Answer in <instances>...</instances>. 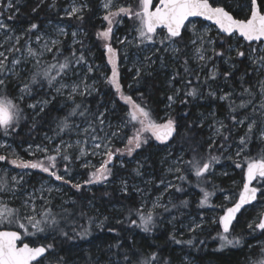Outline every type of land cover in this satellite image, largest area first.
I'll return each instance as SVG.
<instances>
[{"label":"snow or ice","instance_id":"snow-or-ice-1","mask_svg":"<svg viewBox=\"0 0 264 264\" xmlns=\"http://www.w3.org/2000/svg\"><path fill=\"white\" fill-rule=\"evenodd\" d=\"M45 0H40V4H44ZM248 8L247 13L244 18L235 17L231 6L225 2V0H158L157 4H153V0H137L135 7L131 5H115L114 0H102V8L105 10V15L103 20L107 22V28L99 31L97 33V38L102 39L106 43L104 48L108 54V64L111 65V76L106 78V83L111 85L115 92L118 94L119 99L125 104L130 105L131 111L127 113L129 119L122 121L119 125L115 126V130L108 131L107 129H112L110 122L106 121L105 113L98 112L92 114L94 119H89L88 126L83 129V133L86 137L90 136L92 140V151L88 152L82 146L87 144V138L84 141L77 140L75 144L65 143L61 141L63 145V151L60 146H57L54 151L60 156L61 160L66 162L63 172L65 175L58 174L59 169L57 166V155H49L48 149L46 147L41 148L36 147V151H41L45 153L47 164L43 160L24 161L20 158L14 151L11 153L15 158L10 161V163L22 169H35L40 172L48 174V176L53 177L56 181H61L63 184H70L72 188L80 191L83 185L79 183H72L70 179L66 178V175L70 176L71 169L70 165L73 163L72 156L69 153V149L77 148L79 149V156L77 159L87 155H101L106 156V160H102L99 167L91 165L90 162L85 161L83 167H91L94 170L91 171L89 179L85 182L86 184H101L109 181L110 177L113 175V170L108 165L113 163L114 157L117 155L123 156L127 154L132 156L133 152L140 149L143 145L147 144L150 139L154 138L161 144H166L171 140L174 134L177 133L176 121L169 117L166 122L157 123L155 119L152 118L150 110L146 109L145 106L136 104L133 102L130 96L124 94L122 90V85L119 79V56L118 51L115 49L111 43L113 39V25L122 23V19H117V17H127L129 20L133 21V31L135 32L134 40L118 39L121 44H128L138 48L141 52H144V62L136 67V73L134 79L139 81L141 74L152 75L150 69L153 65L157 63V60L153 59V56H158L161 52L173 54L172 59H176V54L179 53L180 49L176 47L181 40H183V33L191 30L193 32V39L191 43L197 45L196 48V59L201 63V68L207 66V63L215 57L224 58V62L228 63L233 59L231 53L234 51L236 57L245 58L247 51V59L251 61L252 65L256 69V74L259 76L261 71H264V0H247ZM14 7L12 0H8L6 8L0 10V16L4 15V11L10 10ZM39 7V5L37 6ZM50 8L56 7V0H51L49 4ZM237 7H240L238 4ZM88 8L87 3L78 4L77 0H72V4L69 8H65L64 12L67 18L71 19L76 17L78 20L84 19V11ZM35 12L36 9L34 8ZM14 15H9L8 19H14ZM192 18V19H190ZM194 18H202L205 21H210L216 26L219 33L223 35L224 38L240 39L247 42V49L241 50V47H232L229 45L227 48V55L225 51L217 50L216 47L211 48L212 56H207L206 53L208 48L205 44L215 45V41L211 39H205L208 29H205L204 34H199L196 31V20ZM191 25V29L188 28ZM38 29V25L32 23L25 33L20 35H15L12 29L0 19V33H8L5 36L3 42H0V48H4L5 44L9 47L5 51H0V132L4 136H10L13 131L19 126L20 121L24 119L23 110L20 108L19 104L14 103L12 99L5 95L8 89L10 79L9 75L12 77L19 78V72L17 71V66L21 63L18 57H13L11 60L12 67L9 68V55L14 52H21L20 42L25 40V47L28 57L35 60V66L41 64V58L44 56L45 52H51L53 47H56L60 41L58 39H52L51 41L44 39V37L37 35L36 43L39 45L41 40L44 41L43 45L34 49L28 44V40L31 39L30 34ZM59 36L67 35L63 27L58 29ZM72 37L74 42L82 43L81 41L75 40L77 32H72ZM224 41L222 40L220 48L223 49ZM259 53V55H257ZM58 55V53H57ZM126 55V54H125ZM55 59V57H54ZM159 63L162 68L166 67L163 55L158 56ZM86 65L87 73H92L94 68L91 64H88L86 58L81 52L77 56L76 52L73 51L70 57H64L63 61L49 62L46 67L42 70L33 72L30 77V83H24L23 86L19 88L21 93L19 99L22 101L24 95H30L33 91L32 85L41 84V81H46L49 88H54L57 94H63L64 89H70L69 98L71 99L74 95H85L91 94L93 90L90 85L86 83V76L81 78L79 83H73L71 85L65 84L63 82L64 78L68 77L69 74L78 75L79 71L76 66ZM184 72L191 73L192 69L188 67V61L183 62ZM235 67V65H233ZM219 75L216 66L214 65L210 75L205 79L204 84H208V80H215ZM225 79L230 72L223 74ZM179 77L178 72H173L171 79L169 81V86H172V81ZM199 84V76L196 77ZM243 80V77L241 78ZM186 83L188 85L192 84L191 79H187ZM259 94L261 96V102L259 108L264 110V78L259 80ZM58 85V86H57ZM41 86H43L41 84ZM131 87V85H129ZM243 91L240 93L241 96L247 94L250 99L241 100L239 104L236 103L232 92L224 93L219 97L222 101H228V108L230 112L229 119L232 121V125L229 126L223 121H215L212 128L214 132L212 137H210L211 143L208 145L207 154H200L196 148H192V157L189 160H184L183 155L177 158L175 167V172L182 173L179 179L184 181L186 176L183 174V169L181 164H186L188 170L191 171L196 177L199 184L201 178L207 182V174L213 171L214 166L219 164L221 161V155H216L213 153L215 148L217 152L223 149L227 152L229 148L232 147L230 141V136L237 126H243L248 117L245 116L242 119H237L232 113H235L239 109L247 108L252 104L255 99V93L252 92L250 88L243 87ZM181 89H175L173 95L167 97L171 107L172 104L176 102V98L180 96ZM198 95V87L193 86L184 90V96H190L196 98ZM208 95L216 98V92L209 86ZM50 101L45 99L42 101H37L36 103L28 104V108L33 109L34 115H39V113L44 112L45 107ZM187 100H181V103H187ZM39 107V111L36 109ZM80 105L77 104L69 112V116H86L87 110L79 111ZM253 114L256 113V106H253ZM262 120L260 121V131L256 138L258 140L264 141V111L258 113ZM187 115V113H185ZM214 116V113L210 114ZM139 124L138 128H135L131 138L127 139V145L125 149L114 148L113 138L119 137L120 132L129 126V124ZM257 121L255 119L247 123L246 131L244 135L240 136L238 139V147L235 151V157H241L242 154L247 150L248 145L252 142L254 129L257 126ZM133 124V127H135ZM219 126H216V125ZM57 127L60 135L65 130L71 131L72 126L68 123V117H65ZM79 128V125L75 126ZM228 129L227 132L223 131ZM103 133V136L100 135ZM148 133L149 135H144ZM217 137H222L223 142L217 145ZM51 140V138H48ZM31 148V146H30ZM97 149H102V152H97ZM30 155H34V152H30ZM227 159H233V156L229 155ZM6 156L0 155V161H5ZM235 166L241 168L242 164L239 160H234ZM244 163L246 164V182L243 184L242 191L239 192L238 200H236L232 206L226 207L224 214L219 217L218 223L222 226L223 234L219 235L221 240V247L225 246H237L241 243L239 238L229 239L226 234L230 232V228L233 221L236 220L237 214L241 212L242 209L245 211L246 205H250L253 201L257 200V193L260 192L264 196V191L258 187H250L254 180H264V149L261 150L259 158L246 156L244 157ZM123 166V162H121ZM173 169H169L172 171ZM136 175H140L139 169L134 170ZM225 175L227 173H224ZM28 173L21 174L19 178L17 176L11 177V183L6 178L7 173L0 175V228L4 225L15 226L17 230H0V264H62L63 258L53 259L51 253L54 251L53 243H41L39 246H29V243H22V246H18V241L22 242V237L24 236H37L45 235L47 236L50 232H58L60 235L67 236L68 233L65 231L64 227H61V219L67 221V217H60L59 213H54L50 207L51 205V193L53 191L52 187H45L41 185L40 189L36 192L26 193L23 198L18 197L16 193L18 191H23L22 183L24 182V176ZM175 187L176 191H181L182 189L178 186L169 183L167 188ZM201 192L203 193V198L199 202L200 207H214L210 202V198L215 194L214 192L206 191L201 187ZM55 191H61L60 188H56ZM122 191L127 193V183L122 182ZM39 193L37 195L36 193ZM47 192L46 197L44 193ZM11 194L13 200L20 199L21 203L19 207L11 206L10 201L3 198ZM161 198H157L153 202V209L163 208L164 211H168V207L160 203ZM225 199L230 200V197H225ZM42 201V205L37 210L36 201ZM185 206L187 201L182 202ZM135 211V215L139 219V223L136 220L130 219L132 212ZM129 222L131 225L140 228L144 233H149L156 223L154 220V214L152 211L144 213L142 208L129 210ZM81 215H86L81 213ZM60 217V218H58ZM107 219V218H105ZM122 223V221H118ZM217 222V221H214ZM74 223V222H73ZM89 224H91V218H89ZM83 227V226H81ZM201 227V224L196 223L190 228V231H196ZM249 229L253 232L259 230L264 233V213L260 214L258 221H253L248 225ZM82 238L89 234V228H83L82 232L77 233ZM175 240V243H187L191 245L192 240L181 241L176 239L175 236L171 237ZM55 239V236L52 237ZM264 252V247L261 249ZM129 264H132L130 258L125 255L124 258ZM156 260L155 254L150 257L142 259L138 264H153ZM254 264H264V259H261Z\"/></svg>","mask_w":264,"mask_h":264},{"label":"trees","instance_id":"trees-1","mask_svg":"<svg viewBox=\"0 0 264 264\" xmlns=\"http://www.w3.org/2000/svg\"><path fill=\"white\" fill-rule=\"evenodd\" d=\"M8 0H4L3 4H6ZM14 7L10 9L9 15H14V19H8V15H3L6 21L11 25H16L19 27H29L32 23L38 25L37 30H43V27L49 22L61 21V14L67 5L66 2L62 1L57 3L55 8L49 7V2L40 4V0H13ZM212 0H210V3ZM233 11L235 17L244 18L247 13L248 3L247 0H225ZM88 8L84 11V19H72L65 20L66 22H71L74 27L79 28L83 31L84 37L82 43L71 46V41L65 42L57 46L53 53L41 60V64L35 67L34 72L42 70L46 67L49 62L63 61L64 57H70L73 51L76 52L77 56L83 52L86 61L88 63H93L94 61L100 62L104 57V47L101 39L97 38V33L100 29H103V20L100 16V5L98 0H86ZM158 0H155V4ZM241 5L242 8H236L237 5ZM39 5V7H37ZM235 5V6H234ZM36 9L34 12L33 9ZM64 20V19H62ZM198 24H206L201 21H197ZM213 27V26H212ZM118 34H124L128 38L135 37V32L133 31V21L129 20L127 17L123 19V22L117 26ZM183 40H181L177 46L180 49L178 53V61L174 65L168 64L169 71L178 72L179 77L174 80V85L181 89L180 96L176 98L174 104L171 118L176 121L177 133L174 134L173 138L169 140V144L173 145L174 156H178L179 153H183L184 160H189L192 157V148H196L200 154L206 155L208 145L211 143L209 136L210 132L206 130L205 126L200 124V117L202 115L207 116L210 110L215 107L219 115L222 116L224 123L231 126L232 121L229 119L230 112L228 108V101L219 102L217 99L209 96L205 93V88L207 84H202V77L200 71L196 69L189 56V42L190 34L188 32L183 33ZM222 40L224 41L223 49L220 48ZM235 39L224 38L222 34L216 29L214 33V47L217 50L225 51L227 55V48L229 45L233 46L238 44L239 47L243 45L241 50L247 49V43L242 39H238L235 43ZM118 48L115 44H113ZM139 51L138 48L130 46V51ZM58 53V55H57ZM160 54L165 55V59H168L166 53L161 52ZM259 55V54H258ZM233 57L229 63L235 65V67L230 68L224 62V58L215 57L207 63V66L203 67V73L207 77L210 75L209 70L212 66L217 65V70L219 75L215 80H208L209 82H214L215 88L223 87L226 92H232L234 99L237 104L241 100H248L250 97L247 94L243 96L240 93L243 91L241 87L250 88L253 93H255V99L252 104L247 108L239 109L234 115L237 119H242L245 116L248 117V122L250 119L259 118V114H253V106H256L261 113L262 109L259 108V80L260 75L256 74V69L252 66L251 61L247 57L238 58L235 53H231ZM55 57V59H54ZM188 61V67L192 69L191 73H185L183 62ZM121 84L123 92L125 95L130 96L136 104L145 106L146 109L150 110L152 118L156 121L163 114V108L166 106L169 93L164 84L163 77L159 75H146L141 74L139 81L134 79V71L129 72L127 67L121 69ZM230 72L231 75L225 79L224 73ZM91 77H97L100 81V88L96 94L93 96H85L77 98L72 104L70 101L61 100L56 98L50 100L52 94L51 89L48 85L37 84L32 85L31 99L29 101H42L49 100L50 102L45 107L44 112L39 113V115H34L29 109H27L28 101L23 103H18L20 108L23 110L24 119L20 121L19 126L12 132L10 136H4L0 132V137L10 140L15 145L31 144L35 146L45 145L46 137L53 138L56 142L69 140L72 137V133L75 132L76 125L88 124L89 119H94L92 114L98 112H104L106 118H111L116 125H119L122 121L129 119L127 113H129V106L119 99L118 94L115 89L108 83H103V72L96 73L93 71L90 73ZM199 76V84L196 77ZM243 77V80L241 79ZM187 79H191L192 84L188 85L186 83ZM131 85V87H129ZM198 87V95L196 98L190 96H184V90L190 87ZM5 95L8 98L14 99V93H11L10 87L6 90ZM181 100H187V103H181ZM79 104L80 109L83 111L87 110L86 116L82 117L79 114L76 116H69V112ZM39 111V107L36 109ZM256 111V112H257ZM187 113V115H185ZM68 117V123L72 126L71 131L65 130L60 135H57L59 128L57 125ZM134 124V123H133ZM133 124H129L128 127L124 128L118 137L114 141V148L125 149L127 139L131 138L135 128ZM223 131L227 132L228 129ZM244 133L243 128L237 126L230 136V141L232 146H234L240 136ZM223 142L222 137L217 138V145ZM156 140L154 138L150 139L149 142L143 145L140 149L133 152L132 156L127 154L123 156L117 155V158L123 157L128 162V159H141L144 162V167L140 171V175H147L148 171L159 178L158 173V160L156 159ZM164 145H161V147ZM261 151L260 144L256 141V135H253L252 142L248 145L247 151H245V156H251L259 158ZM216 149H213V153L216 155H221ZM225 155V154H224ZM221 156V160L224 157ZM146 160V161H145ZM242 164L241 168H237L235 163L232 162V172L230 177H223L218 180L207 179V182L201 178L199 184L197 182V177L188 170V166L183 164V174L186 176V180L180 181L179 185L182 189L181 191H176V201L174 205L169 207L168 211L161 210L154 214V220L156 227L152 229L149 233H144L130 224L129 222V210L140 209L141 204L139 197L133 193L132 189H128V192L122 193L119 186L115 183L118 179L129 176L134 170L138 168L131 167L127 165L124 168L115 167L113 168V175L111 176V181H115L110 184H98L92 185L87 189V185L83 184L80 191L70 188L67 190V203L63 205H50L54 213H59L60 217H67V221L61 219V227H64L65 231L68 233L67 236L60 235L58 232H50L47 236L37 235V236H27L28 240L32 243H53L54 251L51 253L53 259L62 257V264H92L95 259L99 256L104 257L107 253L106 249L110 248L112 256L120 260L121 264H129L126 261L125 255H127L132 264H138L142 259L150 257L155 254L156 260L153 264H182L181 257L184 254H188L193 257L197 264H254L261 259H264V252L261 251L264 247V233L259 230L253 232L249 229V223L257 217L255 208L257 205L264 206V196L259 195L258 200L255 204L243 211L236 222L234 223L232 229L228 234L229 239L239 238L241 243L235 247L225 246L221 247V240L219 235L223 234V230L218 223L217 226L210 229V231H204L201 233H193L191 240L193 243L188 245L187 243L177 244L175 240L171 237L170 231L164 225V219L172 215L173 213H178L180 211H193L196 206L193 204L194 201L203 198V193L201 192V187L206 191L214 192L215 194L210 198L211 201L220 200V196L223 194L233 193L234 197L239 196L241 191V185L245 180L246 164L240 161ZM218 165V164H216ZM215 165V166H216ZM214 166V167H215ZM72 169L78 170L77 167H72ZM82 179H89L91 171L80 170ZM209 176V175H208ZM36 176L32 177L30 182H26V187L35 181ZM238 181L239 185L235 189H232V183ZM261 182L259 188L264 191V180H258ZM152 190H156L153 184L149 187ZM192 193L191 199L187 202L185 206L182 202L186 201L184 195ZM200 201V200H199ZM93 204L96 209L99 210L100 214L95 215L94 209H90L89 205ZM11 206H13L11 204ZM229 207V206H227ZM143 210V209H142ZM144 213H147L143 210ZM85 213L86 215H81ZM58 217V218H60ZM89 218H91V224H89ZM107 218V219H105ZM130 219L136 220L139 223L138 217L135 215V211L132 212ZM122 221V223L118 222ZM74 222V223H73ZM94 227V224H97ZM83 226V227H81ZM83 228H89V234L83 238L77 233L82 232ZM17 230L15 226L9 228H0V230ZM55 236L53 240L52 237ZM176 239H178L175 236ZM184 241L183 239H179ZM181 249V253L178 251ZM47 264V262H46Z\"/></svg>","mask_w":264,"mask_h":264},{"label":"rangeland","instance_id":"rangeland-1","mask_svg":"<svg viewBox=\"0 0 264 264\" xmlns=\"http://www.w3.org/2000/svg\"><path fill=\"white\" fill-rule=\"evenodd\" d=\"M3 1L4 0H0V10H4L6 8L7 3H8V1H7L6 4H3ZM62 1L67 3L65 8H69V10H70V5L72 4V0H56L57 3L62 2ZM45 2L51 3V0H45ZM98 2L100 5V7H99L100 8V16L103 20V16L105 15V10L102 8V0H98ZM77 3L83 4V3H86V0H77ZM117 4L123 5V6L131 5L132 7H135L137 4V0H114V6ZM154 5H155V1H154ZM236 8H242V6L241 5H240V7L236 6ZM9 12H10V10L4 11V14L6 16L7 15L9 16ZM60 18H61V21L49 22L43 27V30H35L34 32H32L30 34L31 39L28 40V44L34 49L40 48L44 43L43 40H41L39 45L36 43V36L40 35V36L44 37V39L49 40V41H51L52 39H58L60 41V43L57 46L65 43V42H68V41L69 42L71 41L70 42L71 46H74L76 44H79V43L74 42V38L71 35L72 32H74V31L77 32V36H76L75 40L82 42L83 37H84L83 31L79 28L74 27L73 24L71 23L72 21L66 22L67 20H72V19H75L76 17H72L71 19L67 18L65 15V12L63 10ZM124 18L125 17H117V19H122V21ZM0 19L4 20V22L9 26L10 29H12V32L15 35H20L22 33H25L27 31V29L29 28V27H19L16 25H11L10 23H8L6 21V18H4V16H0ZM62 19H64V20H62ZM118 25L119 24L113 25V34H112L113 39H112L111 43H112V45L115 44L118 47V48H116L113 45V47L115 49H117V51H118L119 79H120V83H121V72H120L121 69L123 67H127L129 72L134 71L133 77H135L136 67L140 66L144 62L145 53L141 52L140 50L139 51H135V50L130 51L131 45L121 44L118 42L117 38L124 39L125 37H127L124 34H120V35L118 34V32H117V29H118L117 26ZM102 26H103V29H100L99 31H102V30L107 28V22L103 20ZM59 27H63L65 29L67 35L59 36L58 35ZM188 28L191 29V25H188ZM205 29H208V32L206 34L205 39L206 40L207 39L214 40V33L216 32V28L212 27L211 25H209L207 23L200 25L196 21L197 33L204 34ZM187 32L190 34V42H189L190 60L192 61V63L196 67V69L200 71V75L202 77V84H203L205 79H206V75L202 74L203 68H201V66H200L202 62H200L196 59V48H197L198 44L194 45L191 43V40L193 39V32L191 30H189ZM6 35H8V33H0V42H3ZM27 39L28 38L26 36L25 40H27ZM25 40H21V42H20V47L22 49L21 52H14L11 54L6 53V55H9V68L12 67L11 60L13 59V57H18L21 60V63L17 66V71L19 72V78L12 77L11 75H9V79H10L9 87H10L11 93H14V99H12L13 102L17 103V104L18 103L21 104L25 101H28L27 109H29L33 113L34 112L33 109L28 108V104L36 103V101H29L31 99V95H28V94L24 95V98L22 101L19 99V97L21 95L19 88L21 86H23L24 83H30L31 74L34 72L35 67H37V66L34 67L35 60L32 59L31 57H28V55H27V51H26V47H25ZM127 40H134V37H132V38L127 37ZM101 41H102V44L104 47V44L106 42L103 41L102 39H101ZM234 41L236 43L237 39H235ZM213 46L214 45L205 44V47L208 48V51L206 53L207 56L213 55L211 52V48ZM8 47H9V45L5 44L4 48H0V51H5V49ZM56 47H53L51 52H45V54L41 58V60L43 58L49 56L50 54H52ZM176 47L178 48L177 44H176ZM232 47L235 48V47H239V46H238V44H234ZM232 53H235V52L233 51ZM166 54L169 57L168 59H165L164 54H158V56L163 55L166 67L162 68L160 63H159L158 56H153V59L157 60V63L152 66L150 71L154 75H159V76L163 77L166 90L169 93H172L173 91H175V89H177V87L174 85L173 81H172V86L171 87L169 86V81L171 79L172 73H171V71H169L168 64L174 65L175 63H177L178 53L176 54L175 60L172 59L173 54L171 52L166 53ZM258 54L259 53H257V55ZM88 64H91L93 66L94 71L96 73L103 72V83H106V78L111 76V65L108 64V54L106 52V49L104 51V57L100 62L94 61L93 63H88ZM225 64L227 66H229L230 68L233 67L232 63L228 62ZM215 66L217 68V65H215ZM76 67L79 71V74L78 75L69 74L68 77L64 78L63 82L65 84H69V85H71L73 83H79L81 78L86 76V83L88 85H90L91 88L93 89L91 91V94L74 95L70 99L69 98L70 89L66 88L63 90V94H57L55 92L54 88H50L52 91V94L50 96L51 101L56 99V98H59L61 100L70 101V103L72 104L77 98L85 97V96H93L94 94H96L98 92V90L100 88L99 79L97 77H91L90 73H87L86 65L82 64V65H78ZM212 68H213V66L210 68L209 74H210ZM259 75H260V79L264 78V71H261ZM41 84L47 85V82L41 81ZM209 86H211V89L216 92V98H214V99H217L219 102H223L222 100L219 99V97L221 95H223L224 93H227L226 90L223 87L215 88V84L212 81V82H209L207 84V87L205 88L206 94H208ZM122 90H123V88H122ZM258 102L260 104L261 96L259 97ZM168 104H169V101L167 102L166 106L163 108V114L159 118L160 120L156 121L157 123L166 122V120L169 117H171V113H172V110H173L175 103L172 104L171 107H168ZM128 106H129V112H130L131 111L130 105H128ZM256 109H258V108L256 107ZM212 113H214V116L210 115ZM256 113L258 114L259 111H257ZM251 120H253V119H250L243 126H239V128L242 127L243 131L245 132L246 128H247V123H250ZM255 120L258 123H257L256 128L254 129V135L257 136L259 131H260V126H261L260 121L262 120V117L259 115V118L255 119ZM106 121L110 122L111 125L113 126L112 129H107V130L108 131L115 130L116 124L114 123V121L111 118H106ZM215 121H223L224 122L222 116L219 115V113L215 107H213L210 110V113L207 116L202 115L200 117V124L205 126L206 130H208L210 132L209 139L213 135L214 128H212L211 125H213ZM133 123L135 124V122H133ZM87 126H88V124H83V125H79V128L75 127V132L72 133V137L69 140H64V142L75 144L77 140L84 141L87 138V140H88L87 144H84L82 146L86 149V151L91 152L92 151V147H91L92 140H91L90 136L86 137V135L83 133V129L86 128ZM136 126H137L136 128H138L139 124H136ZM216 126H219V125L217 124ZM100 135L103 136V133H100ZM144 135H149V134L145 133ZM243 135H244V133H243ZM48 138H51V137H46L45 138L46 144L41 145L40 147L41 148L46 147L48 149L49 155H57V153L54 151V149L57 146H60L62 151H63V145L61 144V141L56 142L53 138H51V140H49ZM117 139H118V137L113 138V144H114V141ZM256 141L260 144L261 150L264 149V141L258 140L257 138H256ZM156 143L157 144H156V148H155V153H156V159L158 160V165H159L158 166V173H159L158 179H157V177H155L152 174L151 171H148L146 176L136 175L135 171H133L129 176H124V177L118 179L116 182L112 181V183L115 182L119 186L121 191H122V182H126L127 188L132 189L133 193H135L139 197L141 208L143 210H145L146 212L152 211L153 213H158L159 211L164 210L163 208L153 209V207H152L153 202L156 201L158 197L161 198L160 203L163 205H166L168 208L171 207V205L175 204V201H176L175 189L176 188L175 187L167 188V186L169 185V183H171L172 185L180 187L179 182L181 180L179 179V176L182 173L175 172L174 169L177 166V164H176L177 158L179 156L183 155V153H179L178 156H174L173 145H170L169 141L166 144H161L158 141H156ZM126 145H127V143H126ZM161 145H164V146L161 147ZM30 146H31V148H30ZM36 147L37 146L31 145V144L15 145L10 140H7L6 138L0 137V155H4L7 157V159L5 161H0V175L7 173L6 178L11 183V177L12 176H17V178H19V176L21 174L28 173V175L24 176V182L22 183L23 191H18L16 193V195L18 197L23 198V196L26 193L36 192V190L40 189L41 185H44L45 187H52L53 188V191H52L51 197H50L51 198V205H54L57 202H58L57 205L66 204L68 201L67 190L70 188V186H71L70 184H63L61 181H56L53 177H50V176H48V174L40 172L39 170L17 168L10 163V161L15 158L14 156L11 155V153L14 151L24 161L35 162L36 160H43L47 164L48 162L46 160L45 153L41 152V151H36ZM237 147H238V142L234 146L229 148L227 152H224L222 149L223 155L224 154L225 155L222 158V160L220 161V163L214 167L213 171L210 172L209 174H207V177L209 179L216 181V180L223 178V177H230L233 174L231 163L234 162V160H239V161L244 162V157H246L244 154L245 152L242 154L241 157H235V151H236ZM68 151L72 156L73 163L70 165L71 174H70V176L66 175V178L70 179V181L72 183H79L81 185L86 184L85 182L87 181V179H82V176H81V174L78 173V171H80V170L93 171L94 170L91 167H83L85 161L90 162L91 165H95V166L99 167L102 160L107 159L106 156H101V155H95V156L87 155V156L81 157L80 159H77V156H79V149L73 148V149H69ZM96 151L102 152V149H97ZM30 152H34V155H30L29 154ZM260 153H261V151H260ZM229 155L233 156V159H227L226 157ZM125 161H127V160L124 159L123 157L117 158V156H116V157H114L113 163L108 165V166L113 169L115 167L124 168L127 165H130L131 167L133 166L135 169L138 168L139 171H141L144 167V162H142L141 159L136 158V159H128V162H125ZM121 162H123V166H121ZM65 164H66V162L62 161L60 156L57 155V166L59 169L58 174L65 175V173L63 172V168H64ZM72 167H77L78 170L72 169ZM181 167H183V164H181ZM170 168L173 170L169 171ZM224 173H227V174L225 175ZM33 176H36L35 181H33L29 185L30 187L27 188L25 183L30 182L32 180ZM112 179L110 177L109 181H106V182L101 183V184L110 183V181ZM112 183H110V184H112ZM260 183L261 182H256V186L258 187ZM153 184L155 185L156 190H152L149 188ZM243 184L244 183H242L241 188L243 187ZM86 185H87V189H89L90 187H92V185H98V184H86ZM238 185H239L238 181L233 182L232 183V189H235L236 187H238ZM263 186H264V184H263ZM56 188H60L61 191H59V192L55 191ZM122 193H125V192L122 191ZM36 194L39 195L38 192ZM44 195L47 197L48 193L45 192ZM191 196H192V193L184 195L185 200L188 202L191 199ZM226 196L230 197L231 199L230 200L225 199ZM3 198L6 200H9L10 204H12L13 206H16V207L20 206L21 200L20 199L13 200L11 198V194H9L7 196H3ZM219 198H220V200H218V201L217 200L216 201L210 200V202L214 205V207H211V208L200 207L199 206V202H200L199 200H201V199L194 201L193 204L196 206V209H194L193 211L183 210V211H180L179 214L173 213L172 215L167 216L163 220L164 221L163 223L166 226V228L170 231L171 235L176 236L178 239H183L184 241L191 240V236L193 233H201L204 231H210L211 228L217 226L219 217L221 215H223L225 208L227 206H231L237 199L234 197L233 193L223 194ZM42 203L43 202L40 200L36 201L38 211H39V208L42 205ZM89 207H90V209H94L95 215L97 213L100 214L98 212L99 210H97L96 206H94L92 203L89 205ZM263 211H264V206L263 205H257V207L255 208V212L257 214V217L254 218L250 223H253V221H258L260 218V214L263 213ZM214 221H217V222H214ZM196 223L201 224V227L199 229H197L196 231H190V228L193 227L194 224H196ZM96 225H98V223L94 224V227H96ZM3 227H5V225ZM220 227H221V225H220ZM221 229H222V227H221ZM105 252L107 254L104 257L100 258L98 256L95 259V262L92 264H121L120 260L116 259L114 256H112V254H110V252H111L110 248L106 249ZM179 253H181V249L178 251V254ZM180 261L182 262V264H197L195 259L193 257L189 256L188 254H184V256L181 257ZM208 264H212V263H208Z\"/></svg>","mask_w":264,"mask_h":264},{"label":"water","instance_id":"water-1","mask_svg":"<svg viewBox=\"0 0 264 264\" xmlns=\"http://www.w3.org/2000/svg\"><path fill=\"white\" fill-rule=\"evenodd\" d=\"M154 1L155 0H153V4H154ZM190 19H192V18H190ZM196 21H201V22H203V23H207V24H209V25H211V26H213V27H215L216 28V26L215 25H213L210 21H205V20H203L202 18H194ZM217 29V28H216ZM218 30V29H217ZM240 39H242V38H240ZM243 40V39H242ZM245 42V41H244ZM247 43V42H246ZM246 182V173H245V180H244V183ZM256 182H257V180H254L253 182H252V185H250V187H257L256 186ZM243 189V188H242ZM242 191V190H241ZM259 195H260V192H258L257 193V200H258V197H259ZM239 197V196H238ZM237 200H238V198H237ZM256 200V201H257ZM256 201H253V203L252 204H250V205H246L245 206V208L247 209L248 207H250V206H252L253 204H255L256 203ZM244 211V209H242L241 210V212L240 213H238L237 214V218H236V220L238 219V217H239V215L242 213ZM264 213V212H263ZM224 214V213H223ZM236 220H234L233 221V224H232V226H231V228H230V230L232 229V227H233V225H234V223L236 222ZM222 227V226H221ZM223 230V229H222ZM23 238V237H22ZM18 243V246H19V241L17 242Z\"/></svg>","mask_w":264,"mask_h":264},{"label":"flooded vegetation","instance_id":"flooded-vegetation-1","mask_svg":"<svg viewBox=\"0 0 264 264\" xmlns=\"http://www.w3.org/2000/svg\"><path fill=\"white\" fill-rule=\"evenodd\" d=\"M4 230V229H3ZM22 243H29V246H39L41 243L36 244V243H32L28 240V238L26 236H24L22 238V242L19 243V246H22Z\"/></svg>","mask_w":264,"mask_h":264},{"label":"bare ground","instance_id":"bare-ground-1","mask_svg":"<svg viewBox=\"0 0 264 264\" xmlns=\"http://www.w3.org/2000/svg\"><path fill=\"white\" fill-rule=\"evenodd\" d=\"M258 182V181H257ZM243 188V187H242ZM242 188H241V190H242ZM238 198V197H237ZM237 200V199H236ZM232 206V205H231ZM249 208V207H248ZM264 212V211H263Z\"/></svg>","mask_w":264,"mask_h":264}]
</instances>
